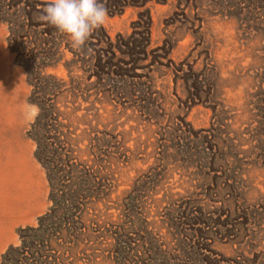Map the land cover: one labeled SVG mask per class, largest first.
I'll use <instances>...</instances> for the list:
<instances>
[{"label":"rangeland","instance_id":"1","mask_svg":"<svg viewBox=\"0 0 264 264\" xmlns=\"http://www.w3.org/2000/svg\"><path fill=\"white\" fill-rule=\"evenodd\" d=\"M52 2L0 0V209L23 201L0 211V261L52 207L25 110L24 67L45 66L80 162L107 153L112 177L57 264H264V0H99L79 51L40 20Z\"/></svg>","mask_w":264,"mask_h":264},{"label":"trees","instance_id":"2","mask_svg":"<svg viewBox=\"0 0 264 264\" xmlns=\"http://www.w3.org/2000/svg\"><path fill=\"white\" fill-rule=\"evenodd\" d=\"M45 70V66L24 67L27 83L34 87L30 102L40 108V114L31 125L30 137L36 144L35 159L46 173L52 207L37 220L36 228H28L19 233L20 246L8 248L1 256L0 264H57L61 260L57 253L63 249L64 244H72V238L77 239L75 225L82 222L86 206L92 204L88 201L91 195L84 193L86 187H108L107 183L112 180L108 169H104L109 163L107 153H104L105 158L96 161L98 167L92 174L85 169V162H80L77 156L79 151L74 145L76 139L72 137L74 134L69 132L68 125L59 120L64 114L56 108L57 97L65 92H60L65 83L55 88L56 80L52 76H42L43 82L39 87L34 83ZM34 95L39 96L38 102L33 100ZM96 141L97 149L102 154V150L108 147V141ZM79 167L82 168L81 171H78ZM99 201L101 199L97 198L95 203ZM57 241L63 242V245H59ZM72 249L71 246H65L64 250L71 254ZM59 263L64 264L63 261Z\"/></svg>","mask_w":264,"mask_h":264},{"label":"clouds","instance_id":"3","mask_svg":"<svg viewBox=\"0 0 264 264\" xmlns=\"http://www.w3.org/2000/svg\"><path fill=\"white\" fill-rule=\"evenodd\" d=\"M39 18L66 36L79 51L93 31L106 23L108 12L99 0H53L43 8ZM25 110L26 117L33 122L40 114L36 104H26Z\"/></svg>","mask_w":264,"mask_h":264},{"label":"bare ground","instance_id":"4","mask_svg":"<svg viewBox=\"0 0 264 264\" xmlns=\"http://www.w3.org/2000/svg\"><path fill=\"white\" fill-rule=\"evenodd\" d=\"M10 159V158H9ZM10 177H12L11 175H10ZM6 196V195H5ZM20 196V195H19ZM24 196H25V194H24ZM15 197H17V196H15ZM19 199H21V200H19ZM19 199H17L16 200V198H15V200H14V198L12 199V200H10V204H8L9 203V200H5V202L3 203V205H2V207H1V209H0V211H4V213H11V214H15L14 213V211L17 209V207L20 205V204H18L19 202H22L23 203V201H22V198H19ZM23 200H25V199H23ZM27 201H29V200H27ZM13 203V204H12ZM12 204V205H11ZM26 205V204H25ZM21 207V206H20ZM19 212V211H18ZM1 217H3V216H1ZM1 225H4V223L2 222V219H1V221H0V227H1ZM5 226L6 225H4V227L3 228H5Z\"/></svg>","mask_w":264,"mask_h":264},{"label":"crops","instance_id":"5","mask_svg":"<svg viewBox=\"0 0 264 264\" xmlns=\"http://www.w3.org/2000/svg\"><path fill=\"white\" fill-rule=\"evenodd\" d=\"M31 197V196H30ZM31 200H33V197H31ZM33 203H31V204H26L25 205V207L23 208L24 209V211L26 210V212H24L22 209L20 210L21 212H23V213H28V212H30L31 211V209L33 208V206L32 207H30L31 205H32ZM34 205V204H33ZM28 207H30V208H28ZM34 210H35V208L33 209V211L31 212V215H32V213L34 212ZM23 220H25V219H23ZM27 221V220H26ZM25 221V222H26ZM24 223V222H23Z\"/></svg>","mask_w":264,"mask_h":264}]
</instances>
